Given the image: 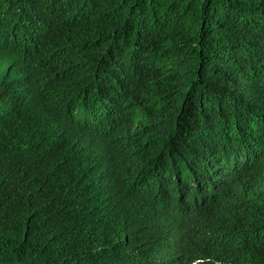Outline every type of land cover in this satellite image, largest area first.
<instances>
[{"label": "trees", "instance_id": "trees-1", "mask_svg": "<svg viewBox=\"0 0 264 264\" xmlns=\"http://www.w3.org/2000/svg\"><path fill=\"white\" fill-rule=\"evenodd\" d=\"M0 264H264V0H0Z\"/></svg>", "mask_w": 264, "mask_h": 264}]
</instances>
